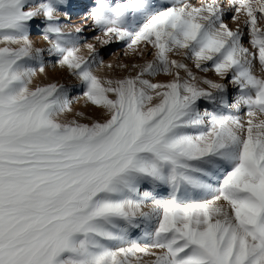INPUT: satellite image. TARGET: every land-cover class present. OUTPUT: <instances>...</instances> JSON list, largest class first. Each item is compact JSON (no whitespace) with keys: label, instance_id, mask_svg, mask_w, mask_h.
<instances>
[{"label":"snow or ice","instance_id":"6c2138e0","mask_svg":"<svg viewBox=\"0 0 264 264\" xmlns=\"http://www.w3.org/2000/svg\"><path fill=\"white\" fill-rule=\"evenodd\" d=\"M72 7L0 0V264H264V0H91L121 77Z\"/></svg>","mask_w":264,"mask_h":264},{"label":"rangeland","instance_id":"374dc122","mask_svg":"<svg viewBox=\"0 0 264 264\" xmlns=\"http://www.w3.org/2000/svg\"><path fill=\"white\" fill-rule=\"evenodd\" d=\"M73 7L69 9L70 16L69 18L65 19L61 17V22L67 28H75V27H82L84 29V35L88 38L86 40L87 43H94L97 51L99 52L100 59L103 60L104 64H112L114 66L113 70H108L106 68L97 67L96 71L98 75H109L114 77H121L123 75L128 74L126 71L115 67L116 65L123 63V64H132V63H142L146 60H150L152 57L145 56L142 58H136L127 54V49L123 45V43H112L110 45L102 46L95 41V37L100 35L99 32L94 31L90 26V21L85 19V14L88 11L85 5L91 3V0H71ZM193 4H198L200 0H190ZM224 3H227V0H224ZM234 13L227 12L225 15V23L228 24L230 28L235 30L237 23L231 19V16ZM32 41L34 42L35 46L43 47L45 46V42L42 39V36L33 32L30 36ZM246 43V41H245ZM247 46V44H246ZM86 51V50H85ZM175 59H181L179 56L173 57ZM191 66L190 61H186ZM194 72L196 70L192 69ZM197 75H204L202 73H196ZM211 79H218L213 74H207ZM157 80L163 81L166 79L164 76H160L156 78ZM49 82H58L64 84L66 87L71 89L70 92V99L73 100L72 109L73 113L67 115L66 117H62V119H81V122H88L89 119H103V115L99 109H96L94 106L88 104L82 98V90L78 87V82L75 78L69 76L64 70L55 67L52 63H48L45 68V73L38 75L34 78V84H45ZM83 112L84 117L78 118L74 116L75 112Z\"/></svg>","mask_w":264,"mask_h":264}]
</instances>
